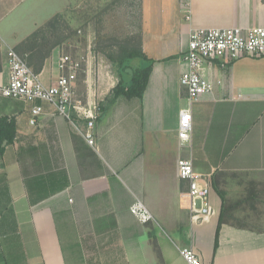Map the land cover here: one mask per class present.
<instances>
[{
  "label": "crops",
  "instance_id": "obj_1",
  "mask_svg": "<svg viewBox=\"0 0 264 264\" xmlns=\"http://www.w3.org/2000/svg\"><path fill=\"white\" fill-rule=\"evenodd\" d=\"M42 6L36 0H0L3 83L10 78L8 50L47 19L34 13ZM141 13L142 48L156 60L143 97H120L105 113L90 94L78 97L96 116L95 145L81 134L92 119L75 111L67 119L53 115L54 108L41 100L0 95V117H15L18 129L16 139L5 140L3 152L0 148V177H6L0 184V264H189L182 249L192 246L199 256L202 250L193 240L183 241L182 227L189 222L192 231L210 222L216 233L219 190L238 208L223 224L217 249L225 240L262 242L264 231L235 220L239 207L256 199L255 191L231 202L229 194L244 191L246 184L264 187V56L206 63L204 74L213 90L194 102L181 76L188 69L183 55L192 30L264 25V0H141ZM55 55L39 72L47 85L60 74ZM34 104H44L46 111L36 125L30 122ZM186 107L193 114L190 140L178 133L180 110ZM180 159H191L198 172L211 174L212 211L201 224H191L187 199L181 196L187 187L179 175ZM24 168L28 177L39 170H65L69 184L33 204ZM136 198L155 220L142 223L132 214ZM107 215L116 224L108 219L98 228L97 218ZM159 228L184 244L175 249Z\"/></svg>",
  "mask_w": 264,
  "mask_h": 264
},
{
  "label": "rangeland",
  "instance_id": "obj_2",
  "mask_svg": "<svg viewBox=\"0 0 264 264\" xmlns=\"http://www.w3.org/2000/svg\"><path fill=\"white\" fill-rule=\"evenodd\" d=\"M36 2H41L44 6L39 11L34 10V13L39 14L42 19L47 16L36 29L43 30L37 42L32 37L33 32L14 49L29 65L30 62L38 64L40 60V53L32 55L37 51L36 46L39 50H50V56L53 53L56 57L64 53L72 54L81 65L76 83L79 95L77 97L87 99V95L90 94L98 106L119 81V64L112 58H118L123 47H139L141 43V0H36ZM57 15L58 22L55 27H46V24ZM131 63L134 67L145 66L147 61L134 58ZM30 66L32 69L35 67ZM126 79L130 83L133 82L128 74ZM244 188V191L237 189L230 192L229 201L246 198L248 190L251 193L255 191L256 199H247L239 207L240 216L235 220L254 230L264 231V187L259 185L257 188L251 183L246 184ZM159 232L174 248L176 245L184 244L173 232L167 230L166 233L162 228H159ZM182 234L185 243L189 244L193 240L195 246L201 247V264H264V233L261 236L262 242L257 244L250 241L240 243L225 240L216 252L215 232L210 222L194 226L192 231L189 222L185 223Z\"/></svg>",
  "mask_w": 264,
  "mask_h": 264
},
{
  "label": "built area",
  "instance_id": "obj_3",
  "mask_svg": "<svg viewBox=\"0 0 264 264\" xmlns=\"http://www.w3.org/2000/svg\"><path fill=\"white\" fill-rule=\"evenodd\" d=\"M11 71L7 83L0 80V95L21 99L27 102L41 100L54 108V114L67 119L73 118V111L84 116L88 127L81 134L91 145H95V114L85 108L77 97L76 83L80 62L72 54L60 56V74L53 84L47 85L40 74L36 73L27 61L14 48L8 50ZM264 56V25L254 27H199L192 30L183 58L188 69L181 76V83L188 91L191 102L198 101L202 95L213 90L212 82L204 74L206 63L219 61L233 63L243 57ZM44 104H34L31 108L30 122L37 124L38 118L45 113ZM193 128V114L190 107L182 108L179 114L178 133L182 140H190ZM179 175L187 189L181 193L187 199L192 225L201 224L212 211L211 174L200 173L191 159H180ZM132 214L142 223L155 220V215L146 203L136 198L131 205ZM189 264H201L200 256L192 246L182 249Z\"/></svg>",
  "mask_w": 264,
  "mask_h": 264
},
{
  "label": "trees",
  "instance_id": "obj_4",
  "mask_svg": "<svg viewBox=\"0 0 264 264\" xmlns=\"http://www.w3.org/2000/svg\"><path fill=\"white\" fill-rule=\"evenodd\" d=\"M58 22V15L52 18L47 24L46 27H55V25ZM45 29V28H44ZM43 29L34 31L32 37L34 39H37L39 37V34L41 33ZM35 51L33 56H35L37 53H40L41 56L39 57L38 64L31 63L30 65L35 66L34 71L39 74V72L42 70V67L44 65L45 60L50 56L51 51H43L42 49H38ZM112 58V57H111ZM134 58H140L147 61V64L145 66H139L136 67L132 66V59ZM112 60L119 64V70H118V83L112 88L109 95L98 105V110L102 113H105V111L110 107L112 104L116 103L117 100L120 97H125L128 99H133L136 97H143L144 92L148 86L150 75L153 69V66L156 62L155 59L150 58L147 53L143 50L142 44L140 43L139 47H123L121 50V55H119L118 58H112ZM28 63V62H27ZM128 68H132L133 72L130 73L127 71ZM126 74L130 75L133 79V82L130 83L126 79ZM18 134L17 129V122L15 117L8 118L6 116L0 117V148L1 151H4V147H2V144L5 140L12 142L16 139ZM75 138H77L75 136ZM21 158V154H20ZM37 172L38 170L35 169ZM37 172L35 175L27 176V173L24 168V174H25V183L28 187L31 202L33 204H36L45 198H48L52 196L53 194H56V192L62 190V188H65L68 186V176L65 170H58L55 173H43ZM59 179V184L56 185L55 181ZM6 177L5 175L0 177V184H5ZM62 181V182H61ZM5 186V189H7V186ZM7 191V190H5ZM219 194L222 199V209L220 212L218 225L216 228L215 233V241H214V249L215 252L219 246L220 241V231L224 223L231 222V218L234 217V210L236 208V205H231L228 203V200L226 198V192L223 190H219ZM93 198V197H92ZM8 211H11L13 213V210L9 207ZM1 210V209H0ZM1 212V211H0ZM100 219V220H98ZM108 219H112L114 221V225L116 224L115 218L113 215H107L100 218H97L96 226L99 228V221H106Z\"/></svg>",
  "mask_w": 264,
  "mask_h": 264
},
{
  "label": "water",
  "instance_id": "obj_5",
  "mask_svg": "<svg viewBox=\"0 0 264 264\" xmlns=\"http://www.w3.org/2000/svg\"><path fill=\"white\" fill-rule=\"evenodd\" d=\"M127 71L130 72V73L133 72L132 68H128Z\"/></svg>",
  "mask_w": 264,
  "mask_h": 264
}]
</instances>
